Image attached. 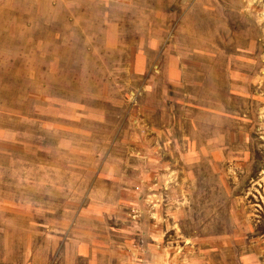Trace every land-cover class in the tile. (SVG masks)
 <instances>
[{
  "label": "rangeland",
  "instance_id": "rangeland-1",
  "mask_svg": "<svg viewBox=\"0 0 264 264\" xmlns=\"http://www.w3.org/2000/svg\"><path fill=\"white\" fill-rule=\"evenodd\" d=\"M149 226L264 250V0H0V264H137Z\"/></svg>",
  "mask_w": 264,
  "mask_h": 264
},
{
  "label": "crops",
  "instance_id": "crops-1",
  "mask_svg": "<svg viewBox=\"0 0 264 264\" xmlns=\"http://www.w3.org/2000/svg\"><path fill=\"white\" fill-rule=\"evenodd\" d=\"M162 56V52H158L155 58V63L152 65L150 60H147V53L145 51L137 52L135 55L134 65L137 73L141 74L147 71H151L153 67H160L161 65L157 64ZM163 71L167 76V81L171 84H179L183 78V72L178 63L174 61H167L164 64ZM130 191V189H124ZM91 211L101 210L99 203H92ZM22 207V206H20ZM24 208V207H23ZM27 209V207H25ZM58 229V225H56ZM164 231V230H163ZM162 231V235H163ZM144 233V232H143ZM160 230L156 229L153 226H149V229L146 231L145 239L138 238L137 240V264H233L230 262H225L226 254L221 252V248H225L232 244V241H226L224 238L217 240H192L191 245L185 247V251L179 255L175 256L173 252L168 249L173 247L171 243L168 244L161 242ZM102 241L92 242L90 252L93 250L92 259L95 257L96 253L104 251V245ZM264 244V240L260 241ZM250 244V243H249ZM107 246V245H106ZM159 247L160 251L156 252V248ZM195 247L196 250H189L187 248ZM80 252L79 255H85L84 252H87V248L84 245L79 246ZM142 249V250H141ZM95 251V254H94ZM105 252V251H104ZM222 253V254H221ZM89 254V251L88 253ZM224 254V255H223ZM90 258V255L88 256ZM236 261L234 264H264V250H252L251 248L239 250L235 255ZM94 260V259H93ZM91 261V263L93 262Z\"/></svg>",
  "mask_w": 264,
  "mask_h": 264
}]
</instances>
